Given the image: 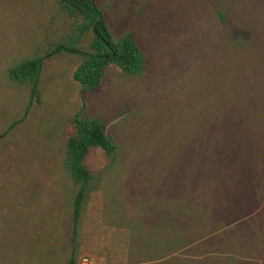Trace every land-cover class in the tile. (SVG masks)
Returning a JSON list of instances; mask_svg holds the SVG:
<instances>
[{
	"label": "trees",
	"instance_id": "trees-1",
	"mask_svg": "<svg viewBox=\"0 0 264 264\" xmlns=\"http://www.w3.org/2000/svg\"><path fill=\"white\" fill-rule=\"evenodd\" d=\"M53 1L52 18L62 21L67 32L55 31L57 41L46 43L43 54L26 57L7 70L9 80L29 91L26 111L37 97L44 58L57 52L79 58L73 78L85 92L100 90L110 69L123 77L144 76L149 60L139 32L117 31L97 0ZM217 14L226 20L221 8ZM235 26V31L226 30L214 87L199 94L198 106L178 118V134L151 138L148 153L138 150L134 138L130 142L118 135L131 117L142 116L141 111L121 109L122 121L113 133L104 130L106 117L84 108L74 113L73 131L58 165L64 186L60 226L67 229L68 241L64 264H77L87 201L100 182L110 188L107 203L114 218L117 212L135 211V224L130 218L125 224L131 228L129 247L135 263L147 257L167 259V264H245L253 259L264 264V85L257 82L255 87L243 78V67L256 50L250 51L254 44L236 39L243 28ZM92 147H100L107 158L98 172L85 164ZM55 220L47 224L53 234ZM42 238L24 235L5 247L0 244V264H58L60 236Z\"/></svg>",
	"mask_w": 264,
	"mask_h": 264
},
{
	"label": "rangeland",
	"instance_id": "rangeland-1",
	"mask_svg": "<svg viewBox=\"0 0 264 264\" xmlns=\"http://www.w3.org/2000/svg\"><path fill=\"white\" fill-rule=\"evenodd\" d=\"M97 1L107 8L117 31L133 28L139 32L149 69L140 78L123 77L110 69L100 90L85 92L73 78L79 64L76 54L48 55L43 60L37 97L26 111L29 91L8 79V68L43 54L46 43L57 41L55 31L61 35L67 30L62 21L52 18L56 12L53 0H0V244L5 247L23 240L24 235L42 236L47 241L60 236L58 264H64L68 251L67 229L60 226L64 186L58 165L73 131L74 113L84 108L106 117L104 130L113 133L115 124L122 121L121 109L131 106L133 112L141 111L142 116L125 123L132 133L122 129L118 135L130 142L134 138L138 150L148 153V141L178 134V118L198 106L199 94L214 87L217 61L226 49V30L235 31V24L243 28L236 39L254 44L250 51L256 50L243 67V78L255 87L264 85V0ZM219 8L226 20L218 17ZM106 163L100 147H92L85 157L92 172ZM113 184L116 197V181ZM108 190L100 182L89 195L77 242V264L82 257L92 264H167V259L132 260L131 228L125 224L129 218L135 224V211L117 212L114 218L107 203ZM122 218L127 219L118 220ZM54 220L58 221L55 234L47 226ZM245 264L263 262L253 259Z\"/></svg>",
	"mask_w": 264,
	"mask_h": 264
},
{
	"label": "built area",
	"instance_id": "built-area-1",
	"mask_svg": "<svg viewBox=\"0 0 264 264\" xmlns=\"http://www.w3.org/2000/svg\"><path fill=\"white\" fill-rule=\"evenodd\" d=\"M79 264H92L91 260H89V258L87 257H82V259H80Z\"/></svg>",
	"mask_w": 264,
	"mask_h": 264
}]
</instances>
